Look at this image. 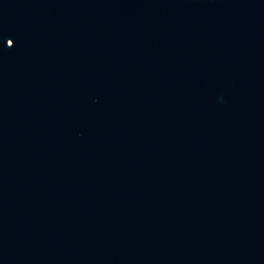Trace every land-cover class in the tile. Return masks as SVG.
I'll list each match as a JSON object with an SVG mask.
<instances>
[{"label":"water","instance_id":"water-1","mask_svg":"<svg viewBox=\"0 0 264 264\" xmlns=\"http://www.w3.org/2000/svg\"><path fill=\"white\" fill-rule=\"evenodd\" d=\"M0 264H264V0H0Z\"/></svg>","mask_w":264,"mask_h":264},{"label":"snow or ice","instance_id":"snow-or-ice-1","mask_svg":"<svg viewBox=\"0 0 264 264\" xmlns=\"http://www.w3.org/2000/svg\"><path fill=\"white\" fill-rule=\"evenodd\" d=\"M12 43H13V41H12Z\"/></svg>","mask_w":264,"mask_h":264}]
</instances>
